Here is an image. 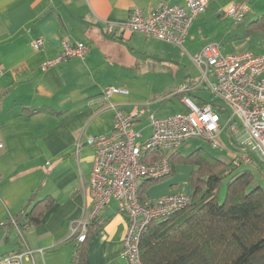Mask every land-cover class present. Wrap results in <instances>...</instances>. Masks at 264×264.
<instances>
[{
	"label": "crops",
	"instance_id": "0c3cea01",
	"mask_svg": "<svg viewBox=\"0 0 264 264\" xmlns=\"http://www.w3.org/2000/svg\"><path fill=\"white\" fill-rule=\"evenodd\" d=\"M160 1L0 0V138L4 144L0 150V259L28 247L33 253L24 257V264H71L72 230L87 220L93 205L90 180L95 153L88 138L113 133L114 111L102 97L107 87L129 90L127 95L111 96L109 102L127 112H140L134 128L144 138L150 134V114L168 116L184 109L175 92L182 84L195 82L184 60L188 56L193 63L207 43L215 42L202 35L192 40V30L208 6L196 17L185 50L141 33L124 32L122 26L133 8L150 13ZM216 1L220 16V10L230 4L249 6L244 20L264 15V0ZM231 37L239 38L230 28L223 41L232 43L233 53H254L252 46L258 45V54H264V34L245 41ZM38 38L43 46L36 50L31 43ZM64 38L85 43L89 54L43 70L46 60L60 54ZM163 76L169 85L159 91L158 79ZM171 84L174 87L168 89ZM193 97L210 102L213 96L198 90ZM193 169L176 166L171 177L148 190L149 199L191 195ZM33 196L37 202L50 196L55 203L44 212L41 224L28 226L20 238L9 223ZM98 220L103 223L90 237L89 264H127L121 253L128 225L116 203L105 208Z\"/></svg>",
	"mask_w": 264,
	"mask_h": 264
},
{
	"label": "built area",
	"instance_id": "2783aa9c",
	"mask_svg": "<svg viewBox=\"0 0 264 264\" xmlns=\"http://www.w3.org/2000/svg\"><path fill=\"white\" fill-rule=\"evenodd\" d=\"M208 4V0H185L184 5L162 0L150 13L135 7L122 28L124 32L141 33L148 39L184 49L196 17ZM249 12V6L245 4H230L220 10L221 15L234 19L235 23L242 22ZM31 46L40 49L42 39H35ZM219 47V44L209 42L193 57L200 69V80L184 83L175 92L181 95L184 109L168 116L150 114V134L146 138L134 128L139 111L127 112L109 102L111 96L127 95L129 90L113 86L104 90L102 97L114 111L113 133L88 138L95 153L90 180L93 205L87 220L72 230L79 242L87 239L89 225L115 202L128 225L121 256L127 264H142L139 248L142 232L151 221L183 210L191 204L192 196L170 194L142 204L138 198L140 184L145 179L157 180L169 175L168 158L186 140L200 138L213 148L223 150L220 137L228 128L227 139L236 150L231 162L237 168L255 166L264 176V54L248 51L225 54ZM89 52L90 47L85 43L64 38L60 54L46 60L42 69L75 58L85 59ZM198 90L213 96L204 106L193 97ZM3 148L0 138V150ZM149 150L164 152L166 157L147 163L144 157ZM11 222L20 238L23 237V231L13 217ZM32 253L27 247L22 252L2 257L0 264H24V257Z\"/></svg>",
	"mask_w": 264,
	"mask_h": 264
},
{
	"label": "trees",
	"instance_id": "16d2710c",
	"mask_svg": "<svg viewBox=\"0 0 264 264\" xmlns=\"http://www.w3.org/2000/svg\"><path fill=\"white\" fill-rule=\"evenodd\" d=\"M243 29L246 38L264 33V15ZM196 102L200 106L209 103ZM165 157L164 152L149 150L144 160L155 163ZM168 161L169 175L141 182L139 201L148 202V190L171 177L176 166L191 165L194 167L190 176L192 202L183 210L148 224L139 244L142 264H264V189L254 185L253 174L248 170L235 173L241 167L215 158L203 148L186 157L177 151ZM228 177L231 180L220 201L219 190ZM54 203L50 196L38 202L33 196L13 217L25 231L28 226L40 225L44 212ZM102 223L97 217L89 225L84 242L78 241L77 234L71 236L74 243L71 264H89V240ZM9 226L14 228L12 222Z\"/></svg>",
	"mask_w": 264,
	"mask_h": 264
},
{
	"label": "rangeland",
	"instance_id": "374dc122",
	"mask_svg": "<svg viewBox=\"0 0 264 264\" xmlns=\"http://www.w3.org/2000/svg\"><path fill=\"white\" fill-rule=\"evenodd\" d=\"M209 5L207 10L199 16V21L196 22L193 30H192V40L193 41H197L200 39V35L203 36V38L205 37H209V39H212L213 41H215L217 44L220 45L221 47V51L223 53H228V51L230 52H234L232 43L230 41H223V39L225 38V35L227 34V29H232L233 31L236 32V35L239 36V38H233L232 40L234 41H245L246 37H245V31L243 29V26H246L248 23H250V21H252L251 19H246L245 22H240V23H235L234 19L232 18H227L224 17V15H218L217 14V9L219 7L220 3H217L216 0H209ZM224 7V6H223ZM258 16V15H257ZM241 23H243L242 26H239ZM236 24H239L238 26ZM194 32V33H193ZM262 34H264L263 32L260 33H255L253 34L256 38H259L262 36ZM251 35V36H253ZM191 37V36H190ZM241 37V38H240ZM250 37V36H249ZM191 40V38L189 39ZM154 43V42H152ZM188 44V43H187ZM186 44V46H188ZM164 45V44H162ZM197 46V43L195 44ZM194 46V47H196ZM193 47V48H194ZM260 49L261 47L258 45L252 46V50L254 53L258 54L260 53ZM187 56V55H186ZM188 56L187 58L184 60V63L191 75L193 76V79L195 81H199L201 78V74H200V69L198 68V66L194 63H191L190 61H188ZM165 65V63H164ZM165 68V66H164ZM177 71V69H174V73H172L173 77L175 74V72ZM183 71V69H182ZM158 83L160 85V90L162 86H168L169 84V79L165 76L159 77L158 79ZM171 89L172 87H174L173 84H171V86H169ZM156 90H158L157 88H155ZM227 131L228 128L225 129L223 135L220 137V142L223 145L224 149H216L213 148L208 142H206L203 139L200 138H194V139H190V140H186L184 141L181 146L179 147V152L181 154V156L186 157L189 154H191L192 152H194L195 150L199 149V148H203L205 149L207 152H209L210 154H212L215 158H218L224 162H230L233 157H234V152H236V150L232 147V145L230 144V142L227 139ZM186 166H190L191 165H186ZM243 170H248L250 171L253 176H254V185L261 187L262 189H264V176L262 175V172L255 166H248V165H242L240 169L236 170L235 173H239ZM231 180V177H228L226 180L223 181L220 190H219V198L220 201H222L224 199L225 196V192H226V184L227 182Z\"/></svg>",
	"mask_w": 264,
	"mask_h": 264
}]
</instances>
